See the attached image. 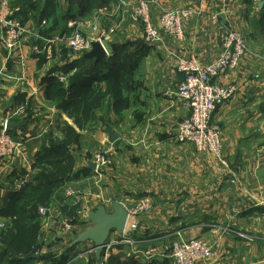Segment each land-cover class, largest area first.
I'll return each instance as SVG.
<instances>
[{"label":"crops","instance_id":"obj_1","mask_svg":"<svg viewBox=\"0 0 264 264\" xmlns=\"http://www.w3.org/2000/svg\"><path fill=\"white\" fill-rule=\"evenodd\" d=\"M37 1L34 6H26L27 0H11V4L24 12V23L39 28L42 36L69 33L68 24L73 22L83 25V34L92 41L96 38L89 30L92 23L117 28L107 35V55L98 64L66 49L53 50V58L46 60L26 46L8 59L0 36V131L7 113L25 108V115L13 120L19 125L9 129L19 144L17 154L0 160V209L33 173L35 155L49 129L59 119L72 124L47 98V77L70 74L60 83L67 88L70 78L80 71L93 87L104 86L105 73L123 68L129 72L126 103L116 109L106 100L95 112L80 132L82 144L75 150L74 171L85 167V155L101 149L113 154L114 166L104 174L82 171L60 191V199L54 198L44 207L50 209V215L39 219L42 251L66 256L69 242L72 245L77 235L92 226L85 220L97 206L111 212L114 202L128 208L147 198L151 207L138 218L135 251L119 247L115 249L119 254L110 253L119 264L131 260L168 264L166 259L147 263L141 250L156 246L165 251L175 231L213 245L215 258L203 264H264V204L257 202L264 192V0H152L154 24L162 8L190 7L193 12L184 26L182 42L163 36L154 46L144 43L141 24L129 14L138 0H55V22L46 19L43 27L39 26L45 0ZM229 26L244 35L250 54L236 71L217 80L237 87L236 95L212 116L221 133L219 160L173 138L176 124L187 115L175 93L183 77L176 71L174 55L192 54L202 63L209 62L221 52V35ZM67 189L79 196L67 199ZM60 203L68 207L79 204V209L69 219L59 211ZM67 220L79 225L70 235L63 231ZM6 223L0 218V224ZM58 240L69 242L62 248ZM0 264H5L1 257Z\"/></svg>","mask_w":264,"mask_h":264},{"label":"built area","instance_id":"obj_2","mask_svg":"<svg viewBox=\"0 0 264 264\" xmlns=\"http://www.w3.org/2000/svg\"><path fill=\"white\" fill-rule=\"evenodd\" d=\"M152 0H138L130 8V16L142 26L143 41L146 45L154 46L163 41V36L172 42H182L185 37L184 26L192 15L190 7L170 10L162 8L157 16V24L151 18L150 6ZM20 11L19 7H13L11 0H0V36L1 45L10 59L15 53L21 52L26 46L36 57H43L46 60L53 58V50L61 52L66 49L74 56H83L92 49L93 42H99L106 55L104 48L108 34L114 33L116 26L108 29L100 28L96 22L89 27L96 35L95 41L87 38L82 31L81 24L69 23L72 30L69 33H60L51 36H42L39 28H34L28 23H22L15 16ZM213 20L217 21V16L213 15ZM77 24V25H76ZM46 25L42 21L39 27ZM81 29V30H79ZM250 54L244 35L228 27L221 35V52L212 60L206 63L200 62L195 55L175 56L176 71L183 77L175 89L176 96L180 100L182 107L187 111L175 126L173 135L177 143L193 145L197 152L212 154L217 159L222 158V141L220 128L213 122L214 112L230 101L237 93L235 85H221L217 82L222 75L236 71L242 61ZM60 72L54 75L59 83L67 81L70 74ZM25 115V108L14 109L7 113L5 122L0 131V160L13 159L18 151V142L10 135L7 123ZM85 166L89 163L95 165L94 171L97 174H104L112 170L114 166L113 154L105 149L93 151L85 155ZM222 162V160H221ZM223 163V162H222ZM77 195L71 189L65 191L67 199L75 198ZM258 204H264L263 199ZM150 201L142 198L132 207H128L127 220L124 232L117 236L114 232L108 237L103 247L99 264H109L110 253L118 247H126L135 251L137 238L135 237L139 225L138 218L150 211ZM40 217L50 215V209L38 208ZM5 225L0 224V229ZM79 228L72 221L63 224V231L66 235L74 233ZM245 238V236H242ZM81 245L78 249V246ZM68 254L63 264H75L77 258L84 255L95 256V249L92 242H84L75 246L69 242ZM74 247V250L71 251ZM168 248V249H167ZM163 251L156 246H146L141 250L142 257L147 263L158 259H166L168 264H203L215 258L217 252L213 245L201 237H186L180 231H175L170 236L169 246ZM35 250V255L39 256L42 248ZM71 251V253H70ZM137 252V251H136Z\"/></svg>","mask_w":264,"mask_h":264},{"label":"trees","instance_id":"obj_3","mask_svg":"<svg viewBox=\"0 0 264 264\" xmlns=\"http://www.w3.org/2000/svg\"><path fill=\"white\" fill-rule=\"evenodd\" d=\"M37 2L27 0L25 5L34 6ZM55 7V0H45L40 21L48 19L55 22ZM23 14L21 9L15 14L22 23L25 22ZM128 75L123 68L110 70L103 76L104 86L98 84L93 87L85 73L79 71L70 78L67 88H63L54 77H47V98L56 103L72 124L59 119L49 129L35 155L33 173L28 176L20 190L12 195L8 204L0 209V218L7 220L0 233V257L5 264H33L37 261L63 264L66 261L67 255H35L34 250L40 246L38 208L48 207L54 198L60 199L59 193L65 185L82 171L89 170L88 166H85L81 171H74L75 150H79L82 144L80 132L87 128L95 112L106 100H111L116 109L125 105L124 93L128 90ZM58 209L71 219L78 211L79 204L68 207L60 203ZM115 261L114 264H119L118 260ZM125 264L136 262L131 260Z\"/></svg>","mask_w":264,"mask_h":264},{"label":"water","instance_id":"obj_4","mask_svg":"<svg viewBox=\"0 0 264 264\" xmlns=\"http://www.w3.org/2000/svg\"><path fill=\"white\" fill-rule=\"evenodd\" d=\"M262 4H260V7ZM92 49L84 56L88 59H94L95 64L101 63L106 56V53L99 42L92 43ZM19 124L13 121L7 123V129H14ZM110 140L113 141L115 137L111 132L108 133ZM88 168L95 169L93 163L88 164ZM111 212H107L106 207L97 206L93 211L88 213L85 223L92 224V226L84 232L77 235L72 242V246L82 244L84 242H92L95 249V258L99 260L103 247L106 244L108 237L111 233H115L117 236H121L124 232V228L127 220V211L125 207L118 202H114L111 205Z\"/></svg>","mask_w":264,"mask_h":264},{"label":"rangeland","instance_id":"obj_5","mask_svg":"<svg viewBox=\"0 0 264 264\" xmlns=\"http://www.w3.org/2000/svg\"><path fill=\"white\" fill-rule=\"evenodd\" d=\"M91 31V30H90ZM85 32V31H84ZM85 35V34H84ZM129 73V72H128ZM41 207H45V206H41ZM58 244H60L61 246H62V248L64 247V245H67L68 244V242L69 241H67V240H58ZM65 242V243H64ZM38 243L40 244V246H39V249L40 248H42L43 249V251H44V245H43V243H42V241H40V239H39V241H38ZM44 246V247H43ZM169 246V244L168 245H166V248ZM82 248V246L81 245H79L78 246V249L79 248ZM38 249V250H39ZM72 250L71 251H73L74 250V247L73 248H71ZM117 249H119V247L118 248H116V250ZM168 249V248H167ZM36 250V249H35ZM35 250H34V253H35ZM115 250V251H116ZM43 251H40V254L42 255H45L46 254V252H43ZM59 251H61V250H59ZM71 251H70V253H71ZM113 252L112 254L114 255V254H116L117 253V251L116 252ZM45 253V254H44ZM60 253H63V252H60ZM39 254V255H40ZM68 254V253H67ZM117 254H119V253H117ZM114 260H115V258L112 256H110V260H109V263L110 264H114ZM119 260V259H118ZM101 260L99 259V260H96V258H95V256H92V255H84L83 257H81V258H77V260L75 261V264H99V262H100ZM119 262H120V260H119ZM34 264H41V263H39V262H33Z\"/></svg>","mask_w":264,"mask_h":264}]
</instances>
